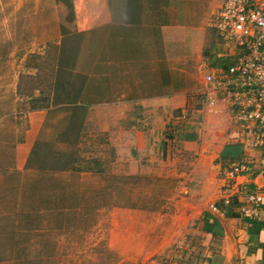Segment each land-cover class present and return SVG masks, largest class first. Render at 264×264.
<instances>
[{
  "label": "rangeland",
  "instance_id": "374dc122",
  "mask_svg": "<svg viewBox=\"0 0 264 264\" xmlns=\"http://www.w3.org/2000/svg\"><path fill=\"white\" fill-rule=\"evenodd\" d=\"M12 4L0 3L17 41L0 51V264H184L183 243L160 246L181 214L217 202L230 166L206 157L220 145L218 113L203 112L207 66L199 73L187 42L201 27L204 63L227 66L212 28L219 0H143L137 17L121 0H17L15 16ZM170 73L187 105L135 103ZM29 125L45 126L18 151Z\"/></svg>",
  "mask_w": 264,
  "mask_h": 264
},
{
  "label": "crops",
  "instance_id": "0c3cea01",
  "mask_svg": "<svg viewBox=\"0 0 264 264\" xmlns=\"http://www.w3.org/2000/svg\"><path fill=\"white\" fill-rule=\"evenodd\" d=\"M8 1H11L13 3L12 5L14 7V10L12 11L14 12L12 13V15L15 16L17 11L15 2L17 0ZM121 1L137 3V5H133L134 11L136 9V13L133 12L132 15L136 17L137 15H139L138 2L143 0ZM1 2L2 0H0V3ZM122 7L125 8V5H123ZM8 10L9 8L6 11ZM1 21L2 19L0 18V51L3 49H7L11 52V49H15L17 46L16 32L12 34L13 37H9L10 21L8 18H6L4 22ZM192 28L195 29L196 34H191L193 35L194 39H191L187 42H191L192 47L193 45H196L195 49L193 48L195 51H193L192 53L190 52V58L191 60H193V58L196 59V56H198L197 64L199 65L202 62V65L198 66L199 73L201 72V70L203 73L206 66L207 72L214 69H219L211 68L210 65L204 63L205 58L199 53V51L202 50V45L204 44V33L202 32L201 27ZM196 35H199V37L195 39ZM188 36L189 34H187V37ZM125 45L126 44H123L121 47L124 49ZM139 49L140 48L137 47V49L135 50L138 51ZM6 55L10 56L11 53H8ZM3 65L5 64L0 63V82L6 80L3 77L6 71L4 68H2ZM3 69L5 70L4 73H2ZM8 72L10 73V71ZM181 72H183V69L181 70ZM16 77L17 76L14 74V76L10 78L11 81L15 82ZM200 82V91L204 94L206 85L204 84L203 80ZM188 90L189 89L187 87L179 88L177 85L176 77L170 73L167 89H165L163 92L158 90L155 93L154 90L148 95H145L143 93H140V95H134V98L136 99L135 103L140 102V104H158L155 106H161L162 103L166 104L168 107V112L174 113L175 110L187 105L186 98H189L188 92H190ZM215 109L218 113V124L216 126V133H214V135L218 137L220 145L216 152H214L210 156H206L205 153L206 151H208L209 147V143H206L201 147V156L213 158L215 157L216 160H220V162H228L230 163V165L233 162H244L248 165L250 170L237 179L238 194H236V196L232 198V202L230 204H225V191L221 190L219 192L220 197L218 198L217 202L209 206L208 208H205L198 216L194 215L193 213L188 214L186 211L185 213L181 214L179 219L172 226V235L170 236L167 245L160 246L161 250H159L158 252H164L173 244L183 243L184 247H182V249H179V247L177 246L174 251V255H181V252H183L182 256L180 257L184 258V264H264V201L258 207L257 217L251 214L246 215L242 212V207H246L248 209L253 208V205L247 203L246 201V196L249 193L261 194L264 197V168L262 167L260 162L262 151L261 149H256L249 145V139L244 138L243 134L240 131V128L232 118L231 108L228 107L226 103L219 102ZM203 112L205 115L207 113H210L208 110H206V108L203 110ZM39 113L40 117H44L45 121L47 113L44 114V111H41ZM43 114L44 116H42ZM44 126L45 125H29L23 141L21 142L22 144L17 147L18 151L20 149L25 150L24 146L32 147L43 132ZM111 127L112 128L109 127L108 131V137L110 138V140L113 139L115 134L113 125ZM228 132L230 133V135L225 136V134H228ZM184 143L191 146L198 145L197 142L194 141ZM219 166L221 168L223 167L222 164H219ZM224 183V180L220 181V186H223V189ZM150 251L151 252H148V254L153 253L154 250Z\"/></svg>",
  "mask_w": 264,
  "mask_h": 264
},
{
  "label": "built area",
  "instance_id": "2783aa9c",
  "mask_svg": "<svg viewBox=\"0 0 264 264\" xmlns=\"http://www.w3.org/2000/svg\"><path fill=\"white\" fill-rule=\"evenodd\" d=\"M212 28L229 49V63L204 74L206 109L214 111L219 102L231 108L249 145L261 149L264 168V0H219ZM249 170L244 162H233L226 170L225 204L238 194L237 179ZM246 201L253 208L242 207V212L257 217L263 195L249 193Z\"/></svg>",
  "mask_w": 264,
  "mask_h": 264
}]
</instances>
